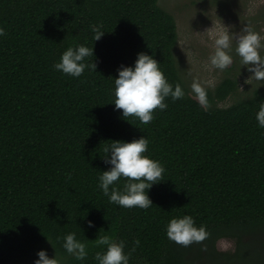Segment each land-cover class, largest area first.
<instances>
[{"label": "trees", "instance_id": "16d2710c", "mask_svg": "<svg viewBox=\"0 0 264 264\" xmlns=\"http://www.w3.org/2000/svg\"><path fill=\"white\" fill-rule=\"evenodd\" d=\"M160 2L0 0V264H33L41 249L61 264H97L99 230L125 242L129 264H264V128L255 119L264 88L221 108L239 90L226 78L201 105L179 72L177 23ZM95 24L105 34L94 42ZM78 44L94 47L84 62L96 69L78 78L54 70ZM140 52L185 92L149 123L111 104L112 78ZM141 136L164 172L148 193L153 206L120 207L98 186L104 149ZM183 215L205 227L203 241L167 238L170 219ZM70 232L86 243V259L62 247ZM221 239L236 250L219 251Z\"/></svg>", "mask_w": 264, "mask_h": 264}, {"label": "clouds", "instance_id": "9594fccd", "mask_svg": "<svg viewBox=\"0 0 264 264\" xmlns=\"http://www.w3.org/2000/svg\"><path fill=\"white\" fill-rule=\"evenodd\" d=\"M93 40L99 41L105 32L100 24L90 25ZM5 35V30L0 27V36ZM233 41L235 53L239 56L241 64L252 75L248 79L264 80V37L250 27H245L240 33H232L225 27L214 40V51L209 57L210 64L224 70L233 63ZM94 57V47L84 44L67 47L61 54L58 62L52 67L54 70L80 77L85 69H96L94 61L85 63L87 57ZM160 63L153 55L140 52L134 64L121 65L117 70L114 81L115 110H121L122 117H135L142 123H149L153 119L156 109L161 111L167 108L164 102L167 97L173 99L183 98L185 95L181 84H170L164 73L160 70ZM191 90L201 105L207 103L206 91L199 80L194 79ZM255 119L257 126L264 128V102L259 103V110ZM104 162L109 165L107 170L100 171L99 188L109 201L124 208H148L153 206L149 197V190L160 180L164 168L158 160L150 158L145 153L148 151V140L141 136L130 142L107 141ZM124 178L123 188L117 187V182ZM88 227L94 225L88 221ZM97 233L96 246H102L104 251L97 252L94 259L97 264H129L130 255L124 251L125 242L117 241L111 236ZM208 233L204 226L197 227L191 215H183L170 219L166 227V236L176 244L189 246L193 242L203 241ZM136 245H139L137 240ZM64 250L77 260H84L88 256L87 245L76 238V233L70 232L64 236L62 244ZM38 259L33 264H61L56 254L49 258L47 250L41 249L36 253Z\"/></svg>", "mask_w": 264, "mask_h": 264}, {"label": "rangeland", "instance_id": "374dc122", "mask_svg": "<svg viewBox=\"0 0 264 264\" xmlns=\"http://www.w3.org/2000/svg\"><path fill=\"white\" fill-rule=\"evenodd\" d=\"M160 4L173 15L177 23V64L194 98L195 94L191 90L194 79L202 83L205 91L214 90L226 78L238 81L239 90L226 101L219 102L218 107L221 108L230 107L264 88V80L248 79L252 73L236 55L235 41L233 63L229 67L220 70L209 62L214 51V40L225 27L237 34L245 27H250L264 37V0H161ZM261 55H264V49ZM217 249L234 252L236 243L232 239H221L217 242Z\"/></svg>", "mask_w": 264, "mask_h": 264}]
</instances>
